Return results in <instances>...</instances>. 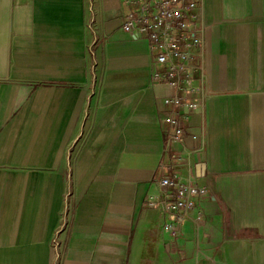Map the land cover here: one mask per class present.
Instances as JSON below:
<instances>
[{
	"label": "crops",
	"instance_id": "crops-1",
	"mask_svg": "<svg viewBox=\"0 0 264 264\" xmlns=\"http://www.w3.org/2000/svg\"><path fill=\"white\" fill-rule=\"evenodd\" d=\"M202 2L210 94L172 149L208 193L172 232L148 205L170 88L131 6L0 0V264H264V0Z\"/></svg>",
	"mask_w": 264,
	"mask_h": 264
},
{
	"label": "built area",
	"instance_id": "built-area-1",
	"mask_svg": "<svg viewBox=\"0 0 264 264\" xmlns=\"http://www.w3.org/2000/svg\"><path fill=\"white\" fill-rule=\"evenodd\" d=\"M131 8L122 22L126 32L148 40L151 51V78L166 84L170 93L163 97L167 110L165 153L169 162H160L170 169L158 179L159 196H151L148 205L158 211L164 231H174L186 222L199 227L203 219L200 198L208 193L190 173L182 179L177 172L181 165L191 169L189 158L195 150L173 152L172 145L184 137L190 115L203 116L208 89L206 70V28L202 0H126ZM193 135V139H197ZM183 150V149H182Z\"/></svg>",
	"mask_w": 264,
	"mask_h": 264
}]
</instances>
